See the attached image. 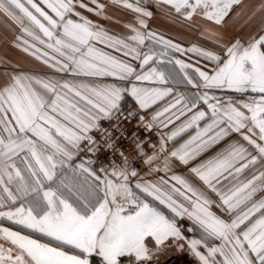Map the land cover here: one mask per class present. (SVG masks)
<instances>
[{
  "label": "snow or ice",
  "instance_id": "obj_1",
  "mask_svg": "<svg viewBox=\"0 0 264 264\" xmlns=\"http://www.w3.org/2000/svg\"><path fill=\"white\" fill-rule=\"evenodd\" d=\"M110 6L134 16L123 34L88 15ZM153 9L212 47L153 30ZM0 14L50 70L0 79V264H264V0H0ZM243 15L259 19L243 38L198 23ZM177 121L158 147L140 135Z\"/></svg>",
  "mask_w": 264,
  "mask_h": 264
},
{
  "label": "crops",
  "instance_id": "obj_2",
  "mask_svg": "<svg viewBox=\"0 0 264 264\" xmlns=\"http://www.w3.org/2000/svg\"><path fill=\"white\" fill-rule=\"evenodd\" d=\"M254 2L255 0H245L246 4H251ZM153 11L155 12V16L152 20L149 21V27L163 34L166 38L172 39L174 42L180 43L182 46L185 47L191 46L193 44L208 48L212 47L211 42L200 34L199 28L189 29L187 27H181L178 23H173L172 20L164 13L157 12L155 9H153ZM107 14L113 19L105 20L103 18H98L91 14L88 15L93 21L104 25L107 29L112 30L118 34H123L125 32V29H123L122 27L123 23L132 22L134 20L133 14L123 8L110 6L107 8ZM116 21H120L121 23L117 24ZM198 23L202 27H209L213 31H219L228 38H243L246 37L247 34L252 31V29L256 28V25L259 24V19L249 22L247 20V15H243L236 19L230 17L228 19V23L220 28L207 25L204 21L199 19ZM19 34V28L16 27V25H14L2 14H0V79L3 78V74L6 71L10 72L13 70H24L41 73L50 71L38 61L26 55L24 52L20 51L14 46L15 37ZM176 55L178 56L179 54ZM183 58L187 60L188 56H185ZM193 62H195L194 59ZM107 82H112V79L107 78ZM181 88H183V86H181ZM129 99L131 100V98ZM180 123L181 121H177L175 125H170L168 129L154 128L159 134L158 140H160V135L162 133L171 131L173 128L179 126ZM201 127H203V122H201ZM194 134L195 129H189L187 132L182 133L180 136H178L174 141H169L167 147L169 149L179 147V145L184 143L190 138L191 135ZM231 139L236 140L238 139V137L234 135ZM227 143L228 141H222L219 145L213 147L207 152L202 153L194 161L190 162V166H195L196 164H199L215 156L218 151L227 146ZM173 170L176 172V174L183 175L194 184L203 187L202 185H200V182L195 180V178L189 173L188 166L176 165ZM247 175L248 173L246 172L241 178L243 179ZM223 183L227 184V181H224ZM210 195L213 200L217 199L214 194ZM213 211H216L219 214V210L215 207H213ZM186 235L192 236L193 234L186 233ZM181 256L187 264H196L195 258L190 253H181Z\"/></svg>",
  "mask_w": 264,
  "mask_h": 264
},
{
  "label": "built area",
  "instance_id": "obj_3",
  "mask_svg": "<svg viewBox=\"0 0 264 264\" xmlns=\"http://www.w3.org/2000/svg\"><path fill=\"white\" fill-rule=\"evenodd\" d=\"M134 106V102L131 101L129 98L126 99L123 104H122V109L123 111H128V110H131ZM105 127H107V123L105 122L104 124ZM93 135H95L97 138H99V134L98 133H93ZM141 137L146 139L148 141V144L151 145V144H156L157 147L159 146V134L157 132L156 129H153L152 131V134L149 136L148 133H145V132H141L140 133ZM121 144L124 146L125 149H128L129 148V145L121 140ZM147 151V148L145 149ZM102 158H103V155H102ZM143 165H141V168L143 169ZM173 264H187L186 261L182 258L181 260H175L173 261Z\"/></svg>",
  "mask_w": 264,
  "mask_h": 264
}]
</instances>
